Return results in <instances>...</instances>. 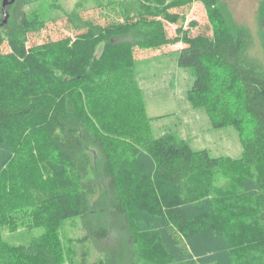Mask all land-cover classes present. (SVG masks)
Masks as SVG:
<instances>
[{"label":"trees","instance_id":"trees-1","mask_svg":"<svg viewBox=\"0 0 264 264\" xmlns=\"http://www.w3.org/2000/svg\"><path fill=\"white\" fill-rule=\"evenodd\" d=\"M40 1L8 4L4 23L0 0V230L25 213L31 226L51 229L80 217L101 258L89 262L84 251L77 264H264V9L255 54L250 29L228 22L219 0H197L211 26L196 35L193 21L169 36L166 24L182 15L164 8L107 24L76 8L63 10L74 38L29 46L47 24L29 10ZM175 44L183 46L178 66L194 77L188 101L214 129L238 132L240 159L155 138L152 119L132 120L137 109L147 115L138 51ZM119 97V119L106 117ZM60 258L48 241L11 246L0 237V264Z\"/></svg>","mask_w":264,"mask_h":264},{"label":"rangeland","instance_id":"rangeland-1","mask_svg":"<svg viewBox=\"0 0 264 264\" xmlns=\"http://www.w3.org/2000/svg\"><path fill=\"white\" fill-rule=\"evenodd\" d=\"M107 2L108 0L40 1L29 10L31 14H36L47 21L46 28L40 34L30 36L28 45L59 41L66 37L74 38L75 32L71 30L68 17L63 10L71 12L76 8L83 18L94 19L101 24H107L114 19L123 20L125 12L133 14L140 10L163 8L178 12L182 15L179 24H166L167 33L171 37L176 35L179 26L190 28V23L193 21L198 23V26L191 30L195 35L211 26L206 8L197 0H126L125 10L119 9L120 6L117 5L108 8ZM219 2V7L228 22L234 26H246L250 29L256 43L253 53L261 52L260 11L264 9V0H219ZM182 47V44H175L157 51H138L135 74L147 115L137 114V109L134 115L136 114L138 118L132 120L136 121V124L145 125L146 117L152 119L150 130L155 138L174 135L179 140H185L194 150L206 149L213 157L226 156L240 159L243 155V145L238 132L233 127L214 129L205 109H196L188 101L187 93L193 86L194 77L190 68H182L177 64L179 50ZM124 86L123 93L131 92L129 86ZM137 94L139 96V92ZM120 98L111 103L110 111L102 112L101 106H97L93 112L105 113L106 117L107 114L114 113L119 119L117 109L122 106ZM89 106L93 107L88 102L87 109L91 110ZM43 179H46L45 176L41 180L42 183L45 181ZM17 218L18 222L14 229L5 226L0 230L2 241L8 245H28L36 239L48 241L56 246L61 257L60 264H77L84 251L89 254V262L101 258L95 247L84 240L85 232L80 217L62 222L53 229L31 226V218L26 213L20 214Z\"/></svg>","mask_w":264,"mask_h":264},{"label":"water","instance_id":"water-1","mask_svg":"<svg viewBox=\"0 0 264 264\" xmlns=\"http://www.w3.org/2000/svg\"><path fill=\"white\" fill-rule=\"evenodd\" d=\"M14 2H15V0H10V1L9 0H4L3 6H2V9H3V12H4V23L7 22L8 16H9L8 12L6 11V6L8 4H12Z\"/></svg>","mask_w":264,"mask_h":264}]
</instances>
